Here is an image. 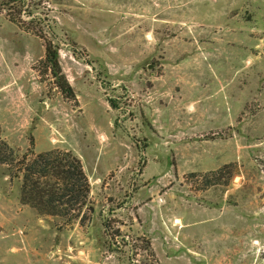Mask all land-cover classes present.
I'll return each instance as SVG.
<instances>
[{
	"label": "rangeland",
	"instance_id": "1",
	"mask_svg": "<svg viewBox=\"0 0 264 264\" xmlns=\"http://www.w3.org/2000/svg\"><path fill=\"white\" fill-rule=\"evenodd\" d=\"M7 1L1 136L70 151L90 191L40 214L1 164L0 264H264V0Z\"/></svg>",
	"mask_w": 264,
	"mask_h": 264
},
{
	"label": "trees",
	"instance_id": "2",
	"mask_svg": "<svg viewBox=\"0 0 264 264\" xmlns=\"http://www.w3.org/2000/svg\"><path fill=\"white\" fill-rule=\"evenodd\" d=\"M17 8L18 13L26 0L7 1ZM14 2V3H13ZM30 20H40V14L27 10ZM48 24V23H47ZM35 28L34 33L44 40L43 70L48 72L56 85L67 96L73 95L59 64L57 45L44 32L52 34L50 25ZM6 164L11 170L16 168L21 174L20 200L40 214L66 216L71 210L80 214L86 205L90 185L80 159L70 151L49 150L18 159L17 153L0 131V165ZM75 214V216H76Z\"/></svg>",
	"mask_w": 264,
	"mask_h": 264
},
{
	"label": "bare ground",
	"instance_id": "3",
	"mask_svg": "<svg viewBox=\"0 0 264 264\" xmlns=\"http://www.w3.org/2000/svg\"><path fill=\"white\" fill-rule=\"evenodd\" d=\"M174 222H175V223H178V219H176Z\"/></svg>",
	"mask_w": 264,
	"mask_h": 264
}]
</instances>
